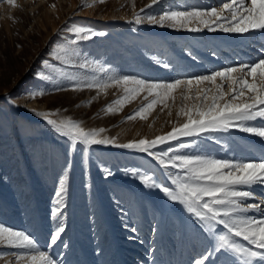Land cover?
Returning <instances> with one entry per match:
<instances>
[{
    "label": "rangeland",
    "instance_id": "obj_1",
    "mask_svg": "<svg viewBox=\"0 0 264 264\" xmlns=\"http://www.w3.org/2000/svg\"><path fill=\"white\" fill-rule=\"evenodd\" d=\"M216 1L162 0L160 5L145 9L144 15H159L169 7L187 10L218 6ZM149 2L16 0L13 7L0 0V223L26 231L39 245H47L57 227L51 209L56 206L59 179L67 171L65 207L60 217L66 230L56 245L42 247L58 264H195L199 254L206 253V233L183 205L169 201L157 189L145 188L131 175L132 168H147L158 180L163 179L151 158L111 145H93L86 153L82 145L72 148L66 137L29 111H51L53 119L71 116L82 121L83 127H103L106 131L101 135L117 137L118 143L152 138L170 130L168 121L175 122L179 100L172 105L171 117L167 109L161 112L157 106L148 120L127 121L124 117L140 106V98L119 113L108 114L102 108L120 94L119 89L109 88L98 96L95 89L73 90L60 72H71L78 80L103 77L97 71L101 66L119 75L153 80L199 75L234 64L229 58L237 57L239 45L264 34L220 30L194 33L127 22ZM75 26H89L105 35L78 41L72 47L80 55L73 65H66L52 53L75 39L71 31ZM45 60L54 67L46 68ZM85 61L89 67L80 69L78 65ZM165 63L170 67L165 68ZM38 71L51 75L52 80L38 78ZM30 89H43L45 94L29 98L26 93ZM6 94L21 107L6 102ZM94 96L90 104L81 103ZM215 137L220 144L216 139L201 138V147L217 158L252 155L239 137L229 133H217ZM225 143L229 148L223 147ZM104 168L111 175H105ZM126 246L139 250V254L130 259L131 248ZM12 251L17 250L0 247V252ZM212 260L215 264H232L231 255L223 252L218 257L213 255ZM6 261L15 264L11 256L0 258V264Z\"/></svg>",
    "mask_w": 264,
    "mask_h": 264
},
{
    "label": "snow or ice",
    "instance_id": "obj_2",
    "mask_svg": "<svg viewBox=\"0 0 264 264\" xmlns=\"http://www.w3.org/2000/svg\"><path fill=\"white\" fill-rule=\"evenodd\" d=\"M4 2L17 6L16 0ZM161 3L162 0H150L127 22L136 25L146 22L194 33L203 30L242 35L264 33V0H220L219 6H193L187 10L169 7L159 15H144L145 9ZM71 31L75 39L67 45L58 46L59 50L52 53L55 59L66 65H73L74 58L80 55L78 49L72 47L78 41L105 35L89 26H75ZM261 47L264 49V45ZM192 58L197 59L195 56ZM43 65L54 67L48 60L43 61ZM163 66L168 68L170 64ZM78 67L87 69L89 65L85 61ZM97 71L104 76L93 75L78 80L73 73L61 71L60 77L70 82L73 90L95 89L97 96L106 94L109 88L119 89L120 94L102 108L108 114L119 113L140 98V106L124 117L127 121H146L157 106H160L161 112L167 109L171 117L172 105L179 100L175 122L168 121L170 130L152 138L118 143L117 137L101 135L106 131L103 127H83L82 121L71 116L53 119L51 111H29L42 117L56 133L66 137L72 148L82 145L86 153L93 145H111L151 158L163 179L158 180L156 174L147 168H132L129 171L145 188L157 189L169 201L183 205L206 233V253L201 252L195 264H215L213 255L218 257L222 252L231 255L232 264H264V151L259 156L217 158L201 147V138L216 139V143L220 144L215 134L229 133L233 129L264 142V55L251 62L235 63L204 74L170 80L119 75L105 66ZM35 75L42 80H52V76L43 71ZM44 94L43 89H30L26 93L29 98ZM95 99L94 96L81 103L90 104ZM5 100L21 107L11 100V94H6ZM223 147L229 148V145L225 143ZM103 171L105 175H111L107 168ZM67 181L65 171L59 179L56 206L51 209V217L57 221V227L50 233L49 243L41 246L30 233L0 223V247L17 250L0 252V258L11 256L15 264H58L42 247L56 245L66 230L60 217L65 207L63 200L67 193Z\"/></svg>",
    "mask_w": 264,
    "mask_h": 264
},
{
    "label": "bare ground",
    "instance_id": "obj_3",
    "mask_svg": "<svg viewBox=\"0 0 264 264\" xmlns=\"http://www.w3.org/2000/svg\"><path fill=\"white\" fill-rule=\"evenodd\" d=\"M215 3H217L218 6H219L220 0H217ZM0 7H1V4H0ZM258 37H259L258 39L255 37L256 40H253V41H246V39H245V41L239 45L240 49L236 52L237 54L232 52L233 56L236 54L235 57L236 56L238 57V58L236 57L237 60H236V58L235 59L232 58L231 55H230L231 57L229 56L230 52L229 53H225L226 56H229L230 57L229 60H231L232 62H235V63H247V62L254 61L257 57L264 55V49H262V47H261L262 45H264V34L259 35ZM220 65H226V64L222 63ZM229 134L231 136L239 137L240 140L243 139L244 142H245V145L248 146V148L251 150L250 152L252 153V155L259 156L261 154V152L264 151V142H262L261 140H255L253 138H248L247 137L248 135L245 136L244 133L242 134L240 131H237V130H231L229 132ZM186 226H187L186 229H188L189 228V222H187ZM124 238H126V237H124ZM124 238H123V240L125 242L129 241V238H126V239H124ZM130 241H132V240H130ZM133 243L136 244L135 242H133ZM126 248H127V246H126ZM128 248H131V247H128ZM127 249H125V250H127ZM132 249H133V247L131 249H128L129 251L132 252V254L129 253V257H131L130 259H133V257H135L136 254H139V253H137V252H139V250H136L135 248H134V250H132Z\"/></svg>",
    "mask_w": 264,
    "mask_h": 264
}]
</instances>
